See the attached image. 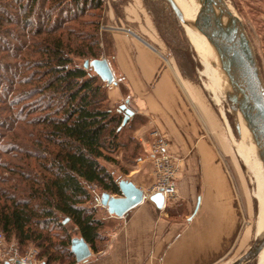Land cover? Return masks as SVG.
Masks as SVG:
<instances>
[{
    "label": "trees",
    "instance_id": "16d2710c",
    "mask_svg": "<svg viewBox=\"0 0 264 264\" xmlns=\"http://www.w3.org/2000/svg\"><path fill=\"white\" fill-rule=\"evenodd\" d=\"M14 1L26 9L24 0ZM30 1V12L13 20L24 25L21 46L10 54L0 47V59H10L5 72L15 73L5 78L8 86L0 83V231L21 251L37 246L45 264H77L73 239L97 252L106 228L97 210L86 207L94 201L89 187L121 194L107 165H119L124 115L107 106V84L85 67L104 55L99 28L105 3L41 0L46 23L32 25L38 0ZM65 3L77 11H67ZM57 10L70 14L54 21Z\"/></svg>",
    "mask_w": 264,
    "mask_h": 264
},
{
    "label": "crops",
    "instance_id": "0c3cea01",
    "mask_svg": "<svg viewBox=\"0 0 264 264\" xmlns=\"http://www.w3.org/2000/svg\"><path fill=\"white\" fill-rule=\"evenodd\" d=\"M131 2L125 17L109 21L122 23L125 18L135 29L107 32L109 55L102 58L115 76V84L107 86L106 104L114 111L126 105L134 113L122 133L138 147L124 175L116 169L124 165L125 147L120 148L115 155L119 165L112 172L118 182L127 180L142 190L144 200L123 218L103 206L94 207L96 217L106 223L103 240L97 252L89 247L91 257L77 264H220L236 239L239 211L229 170L215 146L204 93L165 53L160 31L142 0ZM153 130L166 137L170 154L180 160L176 201L147 196L155 181Z\"/></svg>",
    "mask_w": 264,
    "mask_h": 264
},
{
    "label": "rangeland",
    "instance_id": "374dc122",
    "mask_svg": "<svg viewBox=\"0 0 264 264\" xmlns=\"http://www.w3.org/2000/svg\"><path fill=\"white\" fill-rule=\"evenodd\" d=\"M226 1L232 10L241 18L244 27L248 32L264 79V0ZM30 2V0H24V5L26 6V9L24 10L23 8L18 9V5L14 0H0V3L3 6L0 11V18L2 19V23L0 24V33L2 32L0 34V47L6 50L9 54L13 53V51L21 46L23 42L22 35H24V25H15L13 20L16 21L24 16V14H27V12H30ZM41 2V0H38L36 4V11L30 17V23L32 25H36L37 22L40 23L41 21L42 25L46 23V21L41 19L40 16ZM142 2L147 12L149 14L151 13L154 25L160 31V40L164 45L165 53L170 55V57H172V61L179 65V69L182 74H189L194 79L198 88L202 89L204 93V105L207 113L210 112L211 114L209 115L208 113L209 122L211 123L210 128L212 126L211 129L214 131V134L212 135L215 139V146L220 154H222L229 170L230 183L233 187L234 203L237 204L239 211L236 222V239L232 244L233 247L230 250L229 255L223 260V262L220 263L232 264L243 256L258 239L257 225L259 222V201L257 198L258 190L255 174L240 154V150L248 148L250 138L248 139L247 128L244 123L237 118L240 126V133H238L236 129V121L227 105L224 94L215 90L214 84L209 78L206 68L199 57V53L188 40L182 24L177 20L167 2L165 0H142ZM104 3L105 8L101 12V15L103 14V20L99 28V37L101 40V47L103 49L105 48L103 50V54L108 56L109 50L104 45L105 34L114 30L113 28H123L129 26L130 28L135 29V25L131 23L134 25L133 26L130 22L125 21V18H121L123 19L122 23H120L119 20H117V22L109 21V18L114 19V16L117 15L118 17H125L124 9H130L127 5L132 3L131 0H116V2L112 3L106 1ZM64 7L67 8V11L68 9H72V13L77 11V8L73 3H65ZM67 11L60 12L57 10L54 13L52 12L53 20H56L57 16L60 15L59 13H62L65 17L68 16L70 11ZM53 24L54 22L49 23V26H52ZM102 27H105V29L101 30ZM17 36L19 38H17ZM7 52L5 53L3 51L1 56L6 55ZM5 59L4 57L0 59V83L8 86L5 78L8 76L7 78L12 79L15 73L13 72L11 74V70L10 72H5V70L8 69L4 67V63L8 60ZM81 61V59H78L77 63L81 64ZM1 78L4 80L1 81ZM2 93L4 94V92ZM216 138H218V140ZM122 139L125 147L124 159L122 161L124 165H120L118 168L113 165H107V167L109 170L116 168L117 171H121L119 172L120 174L124 175L123 173L126 171V168H128L130 164L134 163V159L138 156V147L132 140L124 139V133H122ZM89 189L91 192V186ZM96 190L98 194L101 193L100 189L97 188ZM91 194L94 197L92 192ZM86 207H97L95 205V197L94 201L86 204ZM72 236L79 237L77 232H73ZM6 242L9 245H15L18 250V254L21 257L28 256L32 260L33 264H45V261L40 254L41 251L37 246L29 245L21 251L16 240ZM55 242H57V240ZM256 261L257 259L252 262L256 264ZM252 262L249 264H252ZM65 264L68 263L66 262Z\"/></svg>",
    "mask_w": 264,
    "mask_h": 264
},
{
    "label": "water",
    "instance_id": "95a60500",
    "mask_svg": "<svg viewBox=\"0 0 264 264\" xmlns=\"http://www.w3.org/2000/svg\"><path fill=\"white\" fill-rule=\"evenodd\" d=\"M177 20L198 30L207 40L217 57L220 69L225 75L224 96L236 121L240 114L250 135L261 147L260 158L264 163V79L258 64L253 43L241 18L232 10L226 0H195L197 9L193 18H188L175 0H165ZM86 68L92 70L107 86L115 84V76L107 59L86 61ZM118 112L124 113L121 129L134 115L126 105ZM121 197L114 198L108 193L101 195V205L110 215L123 218L144 200V193L132 182H119ZM157 196H163L158 194ZM264 249V236L255 241L251 248L232 264H249L256 260ZM71 250L78 263L91 257L89 246L81 238L72 241ZM3 264H10L5 261Z\"/></svg>",
    "mask_w": 264,
    "mask_h": 264
},
{
    "label": "bare ground",
    "instance_id": "6f19581e",
    "mask_svg": "<svg viewBox=\"0 0 264 264\" xmlns=\"http://www.w3.org/2000/svg\"><path fill=\"white\" fill-rule=\"evenodd\" d=\"M175 2L188 18H193L195 16L197 9V3L195 0H175ZM182 26L187 34L188 40L199 53V57L206 68L209 78L214 84L215 90H218L224 94L223 91L226 86L225 75L219 67L217 57L214 54L212 48L208 44L205 37L198 30L187 25ZM237 118L243 122L240 114H237ZM247 135L248 139L250 138L248 142V148L240 150V154L249 168L255 174L258 190L257 198L259 201V222L257 225V233L258 239H261L264 236V163L260 158L261 147L257 142L254 141L248 129ZM256 264H264V249L259 254Z\"/></svg>",
    "mask_w": 264,
    "mask_h": 264
},
{
    "label": "built area",
    "instance_id": "2783aa9c",
    "mask_svg": "<svg viewBox=\"0 0 264 264\" xmlns=\"http://www.w3.org/2000/svg\"><path fill=\"white\" fill-rule=\"evenodd\" d=\"M102 27L101 30H104ZM153 140L151 158L154 162L155 181L147 196L162 195L164 199L176 201L178 198L177 184L180 173V160L174 158L168 147L166 137L158 130L151 132ZM97 186L91 185V192L95 197V205H101V193H97ZM8 261L10 264H33L32 260L26 256L21 257L15 245L7 244L5 236L0 232V263Z\"/></svg>",
    "mask_w": 264,
    "mask_h": 264
}]
</instances>
